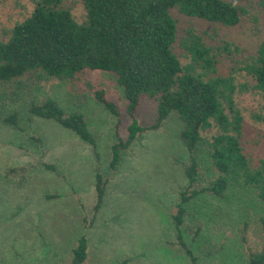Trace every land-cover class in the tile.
<instances>
[{
  "label": "rangeland",
  "instance_id": "374dc122",
  "mask_svg": "<svg viewBox=\"0 0 264 264\" xmlns=\"http://www.w3.org/2000/svg\"><path fill=\"white\" fill-rule=\"evenodd\" d=\"M230 1L246 9L241 23L233 28L186 17L177 9L171 13L178 21V42L192 27L208 44L229 42L238 47L236 55L224 59L220 73L235 74L244 84L250 79L243 72L237 74L240 62L256 56L264 42V0ZM32 11L30 0H0V41L6 29ZM72 13L79 23L84 21L86 10L80 1L72 2ZM176 52H181L178 46ZM85 77L124 105L123 90L113 74L92 72ZM45 88L64 109L84 113L98 149L94 151L57 123L32 116L23 101L8 100L9 88L0 84V264H68L83 236L89 244L85 264H190L173 246L177 230L172 216L180 193L189 185L184 167L191 158L181 138L179 118L171 115L159 129L140 134L123 154L119 169L112 172L109 162L117 118L92 98L76 106L66 83L52 81ZM237 102L245 118L246 154L258 164L264 160V101L250 90L239 94ZM12 112L19 115L18 129L1 121ZM157 114V104L146 100L136 118L148 127ZM131 123L124 114L118 129L122 138H127ZM195 155L201 166L197 184L207 186L215 172L205 144ZM45 164L53 165L55 171ZM10 169L20 172L8 173ZM98 173L109 182L105 204L93 220ZM188 210L190 221L204 223L198 243L185 236L199 264H247L249 248H260L253 231L248 233L247 244L241 242L243 223L264 215V204L253 191L238 186L224 199L201 195ZM207 243L219 246L220 251L204 256L200 247Z\"/></svg>",
  "mask_w": 264,
  "mask_h": 264
},
{
  "label": "trees",
  "instance_id": "16d2710c",
  "mask_svg": "<svg viewBox=\"0 0 264 264\" xmlns=\"http://www.w3.org/2000/svg\"><path fill=\"white\" fill-rule=\"evenodd\" d=\"M78 1L86 10L82 23L72 13V2L76 0H30L33 11L25 20L6 29L5 38L0 41V84L9 88L8 100L23 101L32 116L57 123L97 151L98 142L84 113L64 109L46 91L45 84H68L78 107L94 99L118 120L109 162L112 172L119 169L123 154L140 134L159 129L171 115H176L182 122L181 138L191 158L184 167L189 185L180 193L172 216L177 230L173 246L190 264H199L185 236L193 244L198 243L204 223L188 219L189 204L205 194L224 199L238 186L253 191L264 204V160L255 164L246 154L245 118L237 102L239 94L250 90L259 93L264 101V42L256 56L244 58L239 72L235 70L250 79L241 84L237 75L220 73L224 59L236 55L238 47L229 42L208 44L192 27L178 42V21L171 12L177 9L186 17L233 28L246 14L243 6L230 0ZM177 46L180 53L176 52ZM92 72H107L116 77L124 93V105L110 99L104 89L85 77ZM146 100L157 104L158 114L153 125L143 127L136 114ZM124 114L132 120L126 139L118 131ZM1 121L19 128L16 112L5 114ZM201 144L207 147L215 175L207 186L199 187L201 166L195 154ZM45 167L55 171L53 165ZM108 182L102 174L96 175L93 220L105 204ZM250 231L260 248H249L247 264H264V215L243 223L242 243H248ZM220 249L214 243L200 247L204 256L214 255ZM88 256V239L83 236L68 264H85Z\"/></svg>",
  "mask_w": 264,
  "mask_h": 264
}]
</instances>
